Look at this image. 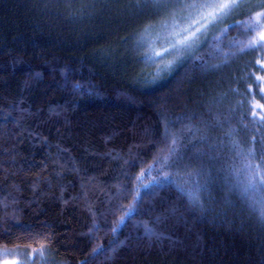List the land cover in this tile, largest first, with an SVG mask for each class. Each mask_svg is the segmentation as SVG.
Listing matches in <instances>:
<instances>
[{
	"label": "trees",
	"instance_id": "1",
	"mask_svg": "<svg viewBox=\"0 0 264 264\" xmlns=\"http://www.w3.org/2000/svg\"><path fill=\"white\" fill-rule=\"evenodd\" d=\"M257 12L152 85L136 42L165 13L146 0H0V249L23 264H264V192L242 196L244 173L226 171L232 141L253 163L264 148V51H241Z\"/></svg>",
	"mask_w": 264,
	"mask_h": 264
},
{
	"label": "snow or ice",
	"instance_id": "2",
	"mask_svg": "<svg viewBox=\"0 0 264 264\" xmlns=\"http://www.w3.org/2000/svg\"><path fill=\"white\" fill-rule=\"evenodd\" d=\"M146 2L153 4L157 12H163L166 15L164 20L157 25L148 26L144 33L139 36L136 47L146 49L145 55L141 59L145 62L154 63L170 55L175 57L173 60H168L162 69L157 70L156 77L148 81L152 85L159 82L161 78L160 71L170 70L179 60L181 53L190 49L197 42V38L204 34L210 26L244 4V0H146ZM259 6L264 7V0H261ZM261 19H264V12H257L255 17L246 23V30L252 31L260 27L259 21ZM255 49L264 51V30L259 31L247 43L241 45V51ZM256 64L264 69V59L257 60ZM257 80L264 81V76L257 77ZM73 87L79 88L80 86L74 85ZM261 93H264V89H261ZM253 111L255 113V108ZM173 143L175 144V141ZM230 148L235 152L236 159L240 161V167H236L233 164L226 171L230 176L238 177L241 172L245 175L244 181L230 185V189L238 188L241 195L245 197L253 193L264 192V148L261 149L262 154L258 163L252 162L257 155L253 149L245 151L235 141H232ZM175 152L176 149L173 147L170 154H175ZM181 159L182 157H177V161ZM177 161H174V163ZM144 187L147 188L149 186L145 185ZM197 187L199 188L200 185L197 184ZM178 189L182 194L188 196L189 201L193 205L198 204L197 196L193 195L182 185H179ZM140 191L141 189L137 188V192L139 193ZM136 199L139 200V195ZM135 211V208L130 207L126 210L125 215L120 217L117 226L112 229L114 237L124 224L131 219ZM98 227L95 223L93 224V228ZM89 231L91 232L92 229ZM151 234L152 230L146 227L145 235ZM113 243H116L117 247L124 244L123 241L117 243L115 239ZM44 248L45 245H41L39 249L41 256H43ZM36 251V249L33 250L34 253ZM102 251H105L102 247L93 249L92 257L95 258V255ZM112 251H116V248H113ZM3 255H11V252L5 249ZM29 260H31V257H29ZM4 264H23V261L16 259L5 260ZM82 264H88L87 260L83 261Z\"/></svg>",
	"mask_w": 264,
	"mask_h": 264
},
{
	"label": "rangeland",
	"instance_id": "3",
	"mask_svg": "<svg viewBox=\"0 0 264 264\" xmlns=\"http://www.w3.org/2000/svg\"><path fill=\"white\" fill-rule=\"evenodd\" d=\"M257 4L259 6L261 4V0H244L243 6L235 9L233 12L229 13L227 16H225L222 19H220L219 21H217L215 24H213L212 26H210L208 28V30L204 34H202L200 37H198L197 38V42L194 43L190 47V49L185 50L184 52L181 53V56H180L179 60H183L185 58L191 57L194 49H196V47L198 46V44H200L202 41H205L206 40V37H208L210 34H212L215 31V29H214L215 27L218 28V26L222 25L227 20L230 21L231 19H233L234 17H236V15L238 14V12H240V11L251 10ZM136 44H137V42H136ZM174 58H175L174 55H170V56L165 57L162 60H157L156 62H154L156 64L155 66H153L155 73L157 72L158 69H162L163 68V65L165 63H167L168 60H173ZM147 63L143 60V64L144 65L145 64L146 65H149L150 62H147ZM4 250L5 249H0V264H4V261L5 260H12V258H11L12 253H11V255L5 256V255H3ZM14 254H16V253L14 252ZM29 257H31V260H32V258L34 257V255L32 253H29L28 254V258ZM16 258H20V256H16Z\"/></svg>",
	"mask_w": 264,
	"mask_h": 264
}]
</instances>
